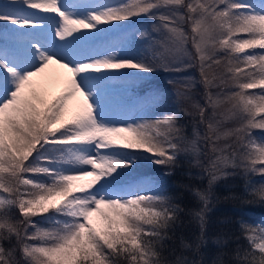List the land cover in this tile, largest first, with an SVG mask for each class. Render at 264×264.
Listing matches in <instances>:
<instances>
[{"label": "snow or ice", "instance_id": "1", "mask_svg": "<svg viewBox=\"0 0 264 264\" xmlns=\"http://www.w3.org/2000/svg\"><path fill=\"white\" fill-rule=\"evenodd\" d=\"M133 17L154 21L130 33L135 55L87 53L102 25ZM0 25V264H226L222 250H207L215 185L242 175L246 194L264 204V0H8ZM49 64L69 74L50 100L32 79ZM194 66L200 100L186 77L170 81L183 107L123 122L106 114V82L141 78L122 70ZM182 158L207 177L205 187L182 185L196 207L175 203L158 179L132 175L141 160L171 175ZM239 227L247 247L230 264H264V218Z\"/></svg>", "mask_w": 264, "mask_h": 264}, {"label": "rangeland", "instance_id": "2", "mask_svg": "<svg viewBox=\"0 0 264 264\" xmlns=\"http://www.w3.org/2000/svg\"><path fill=\"white\" fill-rule=\"evenodd\" d=\"M94 2L110 3L108 0H94ZM252 2L259 5L261 3V0H252ZM41 14L54 15V14H45V13H41ZM133 18H131L130 21L118 22L120 26L114 29L110 28V26L108 25H102L101 27L107 29V31H102L100 33L92 35L86 42H84L87 53L94 54L96 52H104L105 50H111L115 54H118L124 50L123 51L124 54L133 55V53L130 50L125 51L126 46H128V39L130 37V32L132 28L135 26V25H131V27H129L128 25L132 22ZM145 23H147L148 25L151 24L150 21H146ZM143 24L144 22L140 26L136 25V27H141ZM0 26L3 27L2 25ZM2 30H0V32H2ZM2 39L3 37L0 36V40ZM189 48H191L190 44H189ZM122 71H126V72L135 71L133 73H136L137 76L139 77L144 76L147 77V79L117 77L106 82L105 96H104L106 114L112 117L113 119L121 122L129 120L130 119L129 116L134 111H136V115L134 116H139L141 114V111L145 110L144 108L147 106V104H149L150 102L155 103V101L158 100L157 97L159 96V91L164 93L167 92L168 94L169 92H171V88L174 87L177 88V86L174 83H170V81H176V80L184 79L186 77H192L195 81L193 94H194V98L197 100L200 99L199 97H201L203 91L199 84V79H200L199 70L198 67L195 66L187 69H182L180 72L172 70L171 68L165 70L163 67H157L156 72L151 74H145L139 72V70L137 69H125ZM68 76L69 74L67 73L66 69L61 68L58 64H49L48 67L45 68L43 72L39 73L37 76L33 77L32 79L36 83V85H38L37 90L41 91L44 94L45 98L50 100L52 99L53 96L59 94L64 90ZM145 87H150L151 89L142 91V89ZM138 90H141L142 92L141 91L138 92ZM249 91L257 94L261 92L260 89H253ZM157 92H158V96L156 97L154 94ZM128 93H132V94L135 93L134 96L136 97L135 98L132 97L131 100H125L124 98H122L123 94H128ZM172 94L176 95L175 89L172 90ZM81 100L82 98L79 97V95L77 94V96L73 100L69 101L70 114L72 112L79 110ZM178 101L181 102L180 105L182 107L185 106L184 101L182 99H178ZM169 105H170L169 100L167 102L161 101L160 103H158L156 106L153 107L154 108L153 112H157L158 109H162L163 107H165V110L169 107H173L174 106L173 101L171 103V106ZM125 110L128 116L118 117V114ZM166 172H168V169H166L164 166H157L151 164L150 162H145L141 160L138 162L132 175L140 176L143 178L158 179L159 181L162 182V184L165 187L167 183L166 184L163 183V178ZM90 179L91 177H85L84 180L78 181L77 183H86ZM13 212L16 215V217L23 219L22 217H19V213L17 210L13 209ZM33 219L38 220L40 218L34 217ZM90 219L91 222L93 223V226L95 227H100L103 223L97 214H93V216Z\"/></svg>", "mask_w": 264, "mask_h": 264}, {"label": "trees", "instance_id": "3", "mask_svg": "<svg viewBox=\"0 0 264 264\" xmlns=\"http://www.w3.org/2000/svg\"><path fill=\"white\" fill-rule=\"evenodd\" d=\"M173 89L176 90L175 87L171 88V92L165 96L164 101L167 102L169 100V106H171L173 101L174 106L182 107L177 96L172 94ZM199 98L201 99V97ZM227 107L228 105H224V109ZM162 109H165V107ZM153 110L154 108L147 109V115L155 113ZM226 126L234 127L235 123L229 120L226 121ZM188 132L189 134L191 133V127L188 128ZM253 133L259 135L260 130L254 129ZM189 173H191V175H189ZM26 175L31 176L32 174ZM250 179L254 182H258L260 176L257 174ZM163 183H167L165 189L167 193L173 197L174 202L188 209L196 207L197 205L191 192L182 187V185H189L190 188L205 187L207 185V177L203 176L200 169L189 168V166L183 162L182 158L180 166L177 167L171 175H164ZM215 194L219 199L214 201L212 210L209 212L210 227L207 250L212 252H215L217 249L222 250L225 253L223 257L224 261L226 264H230L232 259L230 254L233 250L238 246L247 247V243L243 239L239 227L240 222L242 220L252 222V220L264 218V204L253 202L252 198L246 194L245 178L242 175L222 178L215 185ZM225 197L228 198L225 199ZM188 219L186 215H182V220L184 221L183 231L186 234H191L194 231V226L188 223ZM213 237H219L223 243L219 246L213 244Z\"/></svg>", "mask_w": 264, "mask_h": 264}]
</instances>
